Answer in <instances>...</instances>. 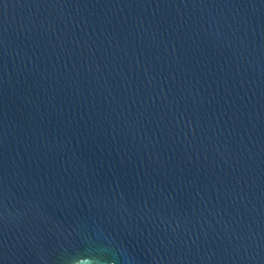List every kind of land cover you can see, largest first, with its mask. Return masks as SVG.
<instances>
[{
	"label": "water",
	"instance_id": "obj_1",
	"mask_svg": "<svg viewBox=\"0 0 264 264\" xmlns=\"http://www.w3.org/2000/svg\"><path fill=\"white\" fill-rule=\"evenodd\" d=\"M0 264H264V0H0Z\"/></svg>",
	"mask_w": 264,
	"mask_h": 264
}]
</instances>
